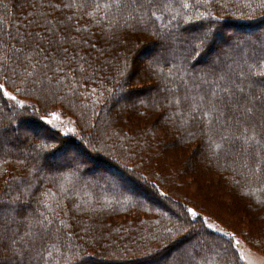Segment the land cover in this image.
Listing matches in <instances>:
<instances>
[{
	"label": "snow or ice",
	"instance_id": "snow-or-ice-1",
	"mask_svg": "<svg viewBox=\"0 0 264 264\" xmlns=\"http://www.w3.org/2000/svg\"><path fill=\"white\" fill-rule=\"evenodd\" d=\"M212 3L213 0H61L60 3L47 0L48 8L54 11L75 9L70 14H65L63 19L54 17L55 23L53 19H49L44 0H39L38 4L30 3L27 15L31 18L23 22L22 30L18 27L15 34L9 30L6 39L0 35V103L11 113L5 123L3 109H0V148L8 142L12 133L18 132L12 126L24 109L32 107L37 114L41 111L35 105H29L26 99L18 98L19 95L27 98L39 94L45 105L49 99L55 102L57 93L53 86L54 77H49L45 71L52 68V65H55V73H64L63 77L55 78L57 86L68 76L63 66L74 65L76 75L72 78L77 85L97 80V73L103 72L106 66L115 68L114 74L103 77L114 84L112 89H108L106 85L104 87V91L109 93L107 99H115L124 92L129 96L134 95L131 89L140 85L133 83L131 77L141 66L157 79L168 80L179 76L181 83L187 85L188 81L184 79L185 66L197 61L206 50L211 51L220 43L219 30L212 24V20H219L220 17L214 16L207 9L200 10ZM244 6L257 12L264 9V0H246ZM165 13L171 18L167 20V24L161 23L154 30L155 41L152 46L137 52L135 59H132L131 53L137 46L135 43L129 46L130 42L122 39L120 32L124 31L126 34L128 30H136L138 27L147 31L143 27L145 21H162L166 19ZM261 14L264 15V12ZM84 16L89 17L90 23L96 26L100 40L108 43L115 41L124 50L111 59L105 57L100 61L99 56L110 49L107 46L97 48L96 41L91 39L97 33L88 29L87 25L78 24V18ZM205 20L209 22L206 24ZM181 21L184 27H181ZM85 30L87 36L82 35ZM66 45H70L72 51ZM85 45L90 50L97 51L95 59L91 58V51L80 55ZM222 51L231 62L225 63L219 58L214 61L210 73L206 72L196 78L200 83L193 84L195 95H191L187 88L181 93L179 88L166 87L164 91L168 95L164 97L165 104L153 101L150 107L156 112L162 106L172 109L171 115L165 116V121L173 126L176 139L182 145L187 147L200 141L195 152L185 159V168L196 169L199 164L196 153L207 154L209 162L218 159L221 154L242 157L247 177L264 185V38L257 37L254 41L238 38ZM144 60L147 62L142 65ZM209 75L212 79L207 78ZM204 85L207 87H203ZM9 88L12 90L9 91ZM104 91L85 88L81 92L79 87L68 88L73 97L84 95L89 98L86 110L80 114L83 125L96 127L93 118L98 117L99 113L95 111V106L101 103ZM145 103L144 100L139 101L140 105ZM69 104L72 108L76 107L74 101H69ZM132 107L135 109L136 105ZM45 111L47 112L46 106ZM61 115L60 112L51 111L39 116V119L56 129L59 125L54 121H60ZM76 131L75 127L63 128L65 134H74ZM32 146L36 150L32 160L38 161L42 153L46 154L45 160L48 156L58 155L62 161L60 166L67 168L72 175L80 171L83 160L79 157L87 155L79 148L76 156L69 155L71 149L64 146L63 142L60 146L44 142ZM18 163L28 168L26 175L11 176L10 179L17 182L15 188L6 179L3 181L5 187L0 189V264H33V261L37 264H85L83 260H77V251L63 242L65 238L72 237V231H66L72 225L64 219H58L59 213L65 211L67 205L59 200L54 204L49 203L47 197L52 195L50 189L42 193L43 198L36 201L45 211H40L38 207L35 212H28L34 196L33 189L36 188L33 180L40 176L41 168L38 164L29 168L25 161ZM3 171L0 168V176ZM67 174L62 172L60 177L44 178L55 184ZM153 187L158 189L155 184ZM61 188L66 191L62 186ZM159 195L167 197L164 192H159ZM167 198L171 201V197ZM72 208L82 213L95 211L75 202ZM163 215L167 216V213ZM175 215V221L169 218L168 225L150 234V242L136 243L135 250L118 248L111 253L112 257L135 264H252L251 252L245 250L240 239H236L235 232L216 228L195 207L183 206V211ZM198 217L202 228L222 233L228 238L223 252L215 253L218 261H214L210 255L215 246H209L194 231V222ZM261 234L264 236V224L261 225ZM181 235L187 238V243L182 242L177 246L175 242ZM261 243L260 240L254 241L255 246H260ZM260 250L264 252V247ZM196 256L201 257L200 261H196Z\"/></svg>",
	"mask_w": 264,
	"mask_h": 264
},
{
	"label": "trees",
	"instance_id": "trees-1",
	"mask_svg": "<svg viewBox=\"0 0 264 264\" xmlns=\"http://www.w3.org/2000/svg\"><path fill=\"white\" fill-rule=\"evenodd\" d=\"M52 2L60 3L61 0H52ZM65 2H67V0H65ZM245 2L246 0H219L217 3V0H213L211 5L203 6L200 10L204 11L207 9L211 11L214 16L220 17L219 20H212L214 27L217 26V24L223 25V23L226 22L225 25L234 24L235 26H239L242 29L249 31L243 33V35L240 34L241 36L239 35L238 38L253 41L257 37L264 38V15L261 14L264 12V9L253 12L251 9L244 6ZM30 3L38 4L39 0H0V35L6 39L9 30H11L13 34L16 33L17 28L19 27L16 23V21L19 20L18 16L25 15V20L31 18L27 15V12L30 11L28 7ZM225 4L227 7H224ZM254 6L255 5H253V7ZM44 8L47 9L49 13V19H53L57 16L63 19L65 14H70L71 11H75V9H65L63 12H60L59 10L54 11L48 8L47 0H44ZM18 11L20 13L19 15H15V20L13 22V15L14 13L16 14V12L18 13ZM164 15L166 19L162 21H156L155 23L148 22L147 20L145 21L143 27H146L147 31H143V33L144 36L149 37V40L151 38L155 39V36H153L154 30L161 23L167 24V20L171 18L167 13ZM7 18L8 20H6ZM211 19L212 18L210 17L209 20ZM23 22L22 19L19 21L21 24ZM76 22L77 21H74V23ZM208 22V20L204 21L206 24ZM53 23H55L54 19ZM195 23H199V21H195ZM78 24L81 26L87 25L88 29L97 33L96 26L90 23V18L87 16L78 18ZM181 27H184L182 21ZM137 29L141 30L140 27ZM256 29L257 31H254ZM132 33L134 32L132 31ZM72 34L76 35L75 32ZM87 34V30L82 33V35L85 36H87ZM228 35L230 34H227L224 39L228 40L229 38V44H227L224 49H227L230 44L236 41H232L231 37ZM120 36L122 39H126L130 42L129 46L135 41L130 33L125 34V32H123ZM91 39L96 41L97 48L107 46L110 49V51L106 52L104 55L99 56L100 61H103L105 57L111 59L113 55L124 50L122 48L121 51H118L113 48V46L117 44L115 41L108 43L104 40H100L98 33ZM146 42L147 41L143 40L140 43H136L138 46L131 53L132 59H135L137 51H140ZM69 47L70 51H72L71 46ZM89 51H91L92 59H95L98 56L96 50H90L86 45L83 46L80 55H85ZM207 52H215L214 61L219 58L225 63L231 62L229 57L224 55L222 49L213 48L211 51ZM207 52H205V54ZM204 59L205 57H202V60L199 58L197 61L190 62L185 66L186 75L184 76V79L188 81L187 85L181 83L179 76L175 79L169 78L168 80L162 78L157 79L145 72L142 66L141 69H137L135 75L131 77L133 83L140 85V87L131 89V91L134 92V95L129 96L127 92H124L118 94L115 99H107L109 93L104 91L105 85L108 89L113 88V81L103 79L105 75L114 74L115 68H108L106 66L103 72L97 73V80L89 81L87 84L81 83L77 85L76 81L72 78L76 75L73 71L74 65L63 66L65 72L68 73V76L64 79L61 85H56L55 87L65 89L66 92L63 93L64 95L59 94L54 103L49 99L47 105H45V101L41 95H31V98H29H36V101L33 100V103L35 102L36 108L41 109V111L37 114L34 109L31 108V111L27 112L29 108L27 107L23 110L22 114L16 117V123L13 125L17 126L21 122L34 131L42 130L43 135L40 137H33L30 134L31 136L28 137V139H25L24 137L20 139L12 137L11 141L13 144L11 143L12 145H8L10 146L9 150L0 148V168L4 170L3 175L0 176V189L5 187L3 181L6 179L9 180V182L13 184V188H15V183L17 182L12 181L10 177H23L26 175L28 168H26L24 164L18 163V161H25L29 168L33 164H38L41 168V173L40 176H36L35 180H33L36 188L33 189L34 196L31 199L28 212L31 214L37 210L39 207L36 203L37 199L43 198L42 193L50 189L52 195L47 197L49 203L54 204L55 201L59 200L64 205H67L65 211L59 213L58 219H64L67 223L72 225L71 229H66V231H72V237L65 238L63 242L66 243L69 248L77 251V260L92 262V264H135V262L117 260L112 257L111 253L117 251L118 248H131L135 250L136 243L143 244L150 242V234L155 233L163 226L168 225L169 218H171L172 221H175V213L183 211V206L195 207L202 217L205 216L220 224L228 232H235L236 236L240 238L243 237L246 240L250 239L252 247L255 246L254 241H262L260 246H255L256 248L258 247V249H261V247H264V236L260 234L259 225L255 224V219H253L251 215L259 216L261 217V220L264 221V185L247 177V169L243 165H235L237 172H229L228 170H225L227 168L225 166L227 165V162H229V155L226 156L225 154H221L218 159H212L211 162H209V156L207 154L196 153V159L199 161L196 169L192 170L190 168H185V159L195 152L200 144L199 140L195 141L196 144L191 145L188 149L186 147L187 152L185 154L184 152L177 153V155L182 157L183 162L176 168H170L167 170L163 169V171H161L157 167V160L154 158L152 159L153 156L159 157L163 155L168 149H173L174 153L180 145L181 147L183 145L178 139H176L173 126L165 121V116L171 115L172 109L167 106H162L158 112L148 111V113H145V110L140 108L141 105L139 104V101H146V103L142 105V107L146 108L150 107L149 105L153 101H163L161 104L164 105V97L168 95V93L164 91L166 87L179 88L181 93H184L187 88L191 95H195L196 92L193 88V84L200 83L199 79L196 78L203 76L206 72L210 73L212 71L213 63H207ZM146 62L147 61L145 60L143 63L145 64ZM114 63H119V61H114ZM165 70H167V68ZM57 74L58 77L64 76V73ZM150 77L153 78V82ZM207 78L212 79V76L209 75ZM69 87H79L81 92H83L85 88L89 90L97 89L98 91H104L101 103L95 106V111L99 113L98 117L93 118L96 127L83 125L80 120V114L86 110L89 98L84 95H80L78 98L73 97L72 94L68 92ZM203 87L207 86L204 85ZM9 90L12 89L9 88ZM59 96L66 97V99H60ZM121 96L123 98H121ZM19 97L28 100V98L23 95H19ZM117 100L119 101L118 103L116 102ZM69 101H74L76 107L72 108ZM81 101H83V103H81ZM132 105H136V108L134 109ZM45 106L47 107V112L45 111ZM0 109H3L4 122L7 123V116L11 115V113L8 112V109L4 107L3 103H0ZM53 109H59L63 114L71 117L77 128V132L74 134L60 133L39 119V116L46 115ZM141 113L147 116V118L144 120V123L141 124V127H138V124L141 121L139 118H142L141 116H143ZM117 119L119 122L116 124V127L119 129H111V135L108 138L109 143H104L105 147L111 150L112 155H108L109 157L105 158L98 156V154L95 153L92 154V151L85 147V141L87 138H94L106 133V126L109 121H117ZM125 121L129 126H127L128 129L123 128L121 125V123H125ZM87 128L91 129L90 133L86 132ZM165 129H167V131H165ZM10 136H13V134ZM53 136L56 138L52 139L51 137ZM41 142L54 146H60L63 142V145L65 143L73 149H82L95 164L91 168L84 167L81 164L80 171L76 173V175H72L68 172L67 168L61 167L60 164L56 166L52 165L51 167L47 160H45L46 154L44 153L40 155L38 161L32 160L36 151L32 145ZM137 155H140L139 159H137ZM48 157L51 159L54 156ZM125 157L126 160L137 159V162H129L128 165L122 166L117 162L118 159L116 158L122 159ZM150 160L154 165L149 164ZM116 163H119V166ZM97 164L105 165L109 170L108 172L113 170L123 174V178L118 181L116 178L112 177V174L108 175V179L104 178V176L100 175L98 172L96 173V171H98ZM141 164H144V168L146 165H149V168H147L145 172L137 171V167ZM230 164L233 166L231 161L229 162V165ZM202 165L203 167L205 166L211 169L217 168L211 171L213 172L211 179L217 186L213 187L216 189V192H220L221 195H232L230 198L231 203L228 204L229 200H227V204L223 205L233 214L234 218L231 220H236V218H238V220H244L246 227L238 229L236 223L226 221L219 216L220 213L218 214L215 212L216 210H212L213 212L210 210L208 211V209L203 206L194 204L189 198L184 197L181 202H177L173 199L169 201L167 197L172 198L170 192L172 188L169 183L171 181L177 182V178L184 175H188V177L194 181L193 176H197V173L202 170ZM170 171H172V173H170ZM62 172L68 174L59 179L55 184L50 182L49 179L44 178L60 177ZM192 172L195 173L192 174ZM133 173L136 174L135 178H133ZM154 173L156 176L151 179L150 174ZM144 177H147V179ZM109 179H111V181ZM132 179H135L137 184ZM127 181L131 184L128 187L124 186ZM235 181H239L240 183L237 184ZM154 184L158 186V189L153 187ZM195 184L197 185L198 183L195 181ZM61 186L66 191H62ZM137 186H141L142 194L135 189ZM73 188H75V191H73ZM159 192L166 193L167 197L160 196ZM150 196L155 197L157 203H148L151 200L149 198ZM235 196H237L239 200L245 201L247 204L245 203L246 205L244 207H240L235 200ZM221 201L223 202L224 200ZM73 202L80 204L85 208L91 207L95 209V211L87 213L78 212L72 208ZM39 210L45 211L43 207H39ZM163 213H167V216H164ZM72 217H75V219ZM52 231L53 233L55 232V226ZM194 231H196L200 238L206 241L209 246H215V250L210 253V255L213 257L214 261H218L219 258L216 257L215 253L216 251L223 252V246L226 245L228 238L223 236L222 233H216L211 229L202 228L201 219L199 217L194 222ZM243 233H246L247 235H243ZM257 234H259L260 237H257ZM141 237L144 239L141 240ZM182 242L185 244L187 243V238L183 235L177 237L175 244L178 246ZM153 246H155L154 242ZM93 252L94 254H92ZM97 252L101 254L99 258L95 256L97 255L95 254ZM85 253H88L89 255H85ZM200 259V256H196V261H200ZM33 264H37V262L33 261ZM241 264L244 263L241 262Z\"/></svg>",
	"mask_w": 264,
	"mask_h": 264
},
{
	"label": "rangeland",
	"instance_id": "rangeland-1",
	"mask_svg": "<svg viewBox=\"0 0 264 264\" xmlns=\"http://www.w3.org/2000/svg\"><path fill=\"white\" fill-rule=\"evenodd\" d=\"M19 13H20L19 11H18V13L16 12V14L14 13V15H13V22L15 20V18H14L15 15H19ZM227 17H229V16H227ZM18 18H19V20L16 21V23H17V26L21 27L23 23L21 24V23H19V21L21 19L23 21H25V15L18 16ZM6 20H8V18ZM225 24H226V22H224L223 25L222 24L221 25L220 24L219 25L217 24V26H215V28L219 30L218 31V35L220 37V43H219L218 46L214 47V49H224L227 46V44H229V38H228V40L227 39H224L227 34H230L228 36L231 37V40L232 41H235V40L238 39V36L240 34L243 35V33L249 32V31H246L245 29H242L239 26H235L234 24L233 25H225ZM132 31L134 33H132ZM254 31H257V29L254 30ZM123 32L124 31H121L120 35ZM127 33L132 34V38L135 40L134 41L135 45H136V43H138V42L140 43L143 40L144 41H147L144 44V46L141 48V50L142 49H145V48H150L152 46L154 40H155L154 38H151V37H150L151 39L149 40L148 39L149 38L148 36L147 37L144 36L143 30H138L137 29L136 32H135V30H128ZM66 46L69 47L70 45H66ZM136 46H138V45H136ZM113 48H115L118 51H121L122 50V47H120L118 44H115V46H113ZM137 52H139V51H137ZM205 52H207V50ZM205 52L200 57L201 60H202V57H205V59H204L205 62L210 63V64L213 63L214 62V57H215V52H210V53L207 52L206 54H205ZM144 61L141 62L142 65L144 64L143 63ZM141 67H140V69H141ZM54 68H55V66L52 65V68L47 69V71H46L47 72V75L48 76H51V77H54V79H53V86H54L55 92H57V96L59 94L64 95L63 93L66 92L65 89H61V87H58V88L55 87L56 86L55 78L58 77V74L57 73H54V71H53ZM150 78H151V81L153 82V80H152L153 78L152 77H150ZM9 91H11V90H9ZM35 95L36 96H39V94H33L32 96H35ZM18 98H20V97L18 96ZM27 98H28V100L26 99V102L29 105H35V102L33 103V100L36 101V98L35 97H33L32 99H30L31 97L30 98L27 97ZM21 99H25V98H21ZM9 103L11 104L12 102L9 101ZM160 103H163V101H161ZM31 108L32 107H29L28 110H27V112L31 111L30 110ZM140 108L144 109L145 110V113H148V111L154 112V110L151 107L146 108V107H142V105H141ZM51 111H57V112L62 113L59 109H53ZM51 111H49V112H51ZM146 115H148V114H146ZM141 117L142 118H139L141 121L139 122L138 127H141V124H143L144 123V120L147 118V116H145V115H143ZM118 122H119L118 119H117V121H114V120L109 121L108 125L106 126L107 127L106 133L101 134V135H98L97 137H94V138H87V140L85 141V143H86L85 144L86 145L85 147L88 150L90 149L92 151V154L95 153V154H98V156H102V157L108 158L109 157L108 155H112L111 154V150L109 148L107 149V147H105L104 143L105 144L106 143H109V139L108 138L111 135V132H110L111 129H115V130L116 129H119L118 127H116L117 126L116 124ZM54 123H56V124L59 125V127L56 128L55 130H57V131H59L60 133H63V134H65L63 132V128H65V127H69V128L70 127H75V124H74L73 119L71 117L63 114V113L61 115V120L60 121H54ZM121 125L123 126V128H127V126H128V124L126 123V121H125V123H121ZM49 126L52 128L51 125H49ZM13 127L14 128H17L18 129V132L12 133L13 136H10L9 137L8 142L3 147L4 150H9L10 146H8V145H10L11 143L13 144V142L11 141L12 140V137H15L16 139H18V138L20 139V138H23V137L25 139H28V137H30L31 135L33 137H40V136L43 135V131L42 130L34 131V130L30 129L28 126H25L24 124H22L21 122L19 123V125L13 126ZM90 130L91 129H88L87 128L86 129V132L87 133H90ZM112 132H113V130H112ZM35 141H37V140H35ZM34 143H36V142H34ZM60 143H61V141H60ZM193 144H196V142L188 145L187 146V149L189 147H191V145H193ZM64 146H67V147H69L71 149L69 155H72V156H76L77 155V149H73L69 145H66L65 143H64ZM180 147H181V145L179 146V148ZM179 148L176 149V151L174 153H173V149H168L166 152H164L163 155H161L159 157H156V156H153L152 157V159L154 158V159L157 160V167L159 168V170L163 171V169H166L167 170V169H170V168H176L179 164H181L183 162L182 161V157L180 155H177V153L184 152V154H185L187 152L186 151V147L183 145L180 149ZM139 156L140 155H137L136 156L137 159H139ZM79 159L83 160L82 165L84 167L91 168L95 164L92 160H90V158H89L88 155H86V156H80ZM116 159H118L117 162H119L122 166L128 165L129 162H137V159L126 160V157L125 158H122V159L121 158H116ZM228 160H229V162L231 161V163L233 164V166H232L231 164L229 165V162H227V165L225 166L227 168L225 170H228L229 172H231V171L234 172V173L237 172V169L235 168V165H240V166L244 165V159L242 157H234L232 155H229ZM47 162L49 163V165L51 167H52V165L56 166V165H59V164L61 165V163H62V161H61V159L59 158L58 155L52 157L51 159H49V157H48L47 158ZM119 163H116V164H118V166H119ZM149 164L150 165H154L151 160H150ZM219 164H220V162H219ZM147 168H149V165H146L145 168H144V164H141L140 166L137 167L136 170L139 171V172H141V171L145 172V170H147ZM97 169H98V171H96V173L98 172L100 175L104 176V178H106V179H108V175H110V174H112V177L113 178H116L118 181L123 178V174H120L119 172H115L113 170H110L111 172H108L109 170L103 164H97ZM201 169L202 170L200 172H198V173L196 172L197 173V176H195V177L193 176L194 181L191 180L188 177V175H184V176H182L180 178L178 177L177 178V180H178L177 182L176 181H171L169 183L170 186H171V188H172V190H170L171 195H172V198L171 199H173V200H175L177 202H181L184 197L185 198H189V200L193 201L194 204L201 205L204 208L208 209V211L209 210L210 211L216 210L215 212H217L218 214L220 213L219 216L222 217L223 219H225L226 221L236 223L238 229H243V227H246V224L244 223V220L243 221L242 220H238V218H236V220H231V219L234 218L233 217V214L230 211L227 210V207H224V205H223V204H227L226 203L227 200H229L228 204L231 203L230 202L231 201L230 198H231L232 195H229V194H227V195L222 194L221 195V193L220 192H216V189L213 187V186H216V183L211 179V176H212V173H213L211 171L212 170H215L217 168H215V169L212 168L211 169V168H207L205 166L203 167V165H202ZM170 173H172V171H170ZM194 173L195 172H192V174H194ZM160 174L163 175L162 173H160ZM135 175L136 174L133 173V178H135ZM155 176H156L155 173L154 174H150L151 179L152 178H155ZM109 180L111 181V179H109ZM132 180L137 184V182H136L135 179H132ZM195 181L198 183L197 185L195 184ZM129 185H131V184H130L129 181H127L124 186H127L128 187ZM140 187L141 186H137L135 189L138 190V192H140L142 194V192H141L142 190H141ZM149 198L151 200L148 203H152V204L153 203H157V201L155 200V197H151L150 196ZM235 198H236L235 200L238 202V205L240 207H244L247 204L245 201L239 200L237 196H235ZM221 200H224V201L222 202ZM250 214H251V212H250ZM203 217H205V216H203ZM251 217L253 219H255V224L256 225H259V231H260V234H261V225L264 224V221L261 220V217L256 216V215L255 216H252L251 215ZM208 222L214 224L216 226V228H220V229H223L225 232H228L223 226H221L220 224L214 222L213 220L208 219ZM256 236L257 237H260L259 234H257ZM236 239H240L242 241V243L244 244L245 250L251 252L250 259L252 260V264H264V253L260 249H258V247L257 248L255 246L252 247L251 246L252 244H250V243H252L250 241V239L246 240L243 237L240 238L238 236H236ZM257 239H260V238H257ZM173 251H175V247H173ZM92 254H94V252ZM95 254L98 255V256L95 255L98 258H99V256H101V254L98 253V252L95 253ZM106 256H109V255H106ZM242 263L245 264V262H242ZM85 264H92V262H85Z\"/></svg>",
	"mask_w": 264,
	"mask_h": 264
}]
</instances>
